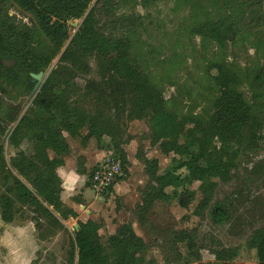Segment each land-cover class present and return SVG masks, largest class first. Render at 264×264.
I'll list each match as a JSON object with an SVG mask.
<instances>
[{
    "label": "trees",
    "instance_id": "1",
    "mask_svg": "<svg viewBox=\"0 0 264 264\" xmlns=\"http://www.w3.org/2000/svg\"><path fill=\"white\" fill-rule=\"evenodd\" d=\"M7 2L30 15L32 24L17 22L10 16ZM116 9L113 0H0V60L15 62L11 68L0 65L1 78L14 85L22 81L26 91L32 92L36 83L31 75L46 71L59 57L36 94L33 108L10 135L14 148L19 147V138H28L33 148L30 155L19 153L10 163L11 169L3 179L9 185L0 194V220L14 223L15 203L34 208L35 213L46 216L60 229L63 226L56 216L62 221L75 220L77 215L60 200L62 183L56 174L63 165L62 158L69 154L64 134L81 138L82 145L93 139L99 146L108 139L106 148L120 162L125 176L128 160L123 148L132 140L121 124L125 118L146 120L150 146L163 156L174 154L180 158L164 174H158L157 160L143 159L148 183L141 193L139 220L153 203L168 201L184 185L199 182L208 186L203 189L204 197L195 214L200 217L208 210L212 224H228L230 216L225 205H211L216 185L210 180L229 182L240 152L257 148L264 120V67L242 72L224 58L210 62L206 67L213 92L210 110L200 116H180L168 110L160 88L134 57L138 18L118 16ZM228 10L237 12L240 23L251 30L264 25L261 0H228ZM78 19L82 23L72 35L67 22ZM193 30L202 42L217 48H223L229 35L235 38L236 33L225 24L211 22L194 24ZM90 60L96 63L98 80L85 81L82 90L74 80L91 74ZM242 84L247 85L246 94L240 90ZM82 129H86L83 137ZM48 152L54 158L50 159ZM80 163L78 159L79 173ZM179 171L186 173L181 175ZM178 198L186 209L194 195L183 191ZM31 222L36 229L40 226L38 219L32 218ZM100 229L91 220L78 221L77 230L69 236L64 264H156L147 258V246L131 225L120 226L107 238L106 246L101 243ZM177 241L186 244L188 255L194 254L191 236L180 232ZM247 248L255 251L258 264H264V227L251 233ZM210 253L213 264H226L236 258L237 249L220 246Z\"/></svg>",
    "mask_w": 264,
    "mask_h": 264
},
{
    "label": "rangeland",
    "instance_id": "2",
    "mask_svg": "<svg viewBox=\"0 0 264 264\" xmlns=\"http://www.w3.org/2000/svg\"><path fill=\"white\" fill-rule=\"evenodd\" d=\"M113 1L117 4L118 16L138 18L140 26L133 36L134 57L141 64L143 71L160 88L167 100L168 110L180 116H200L210 110L213 92L206 74V67L210 62L224 58L227 63L242 72L264 67V25L258 30L243 26L238 13L228 10V0ZM261 1L264 11V0ZM6 9L17 22L32 24L31 16L10 2L6 3ZM204 22L225 24L236 31L235 38L229 35V40L223 48L202 42L199 36L193 34V27L194 24ZM81 23V19L67 22L72 35ZM58 58L52 61L46 71L36 75L33 79L36 86L32 92L26 91L22 81L14 85L0 76V194L9 185L4 184L3 179L11 169L13 158L19 153L28 156L33 148L28 138H19V147L14 148L9 141L10 135L20 119L33 108V100ZM89 64L91 74L88 77L78 76L74 80V84L82 90L85 81L98 80L96 63L90 60ZM240 90L246 94L247 85L242 84ZM121 124L126 130V135L132 138L131 143L127 145V160H130L127 175H122L118 181L128 204L124 206V199L112 192L99 197L102 198L101 201L94 195L96 202L99 201L98 205H95V213L105 215L111 212L107 214L110 215L107 220L113 219V226L131 225L135 234L147 246V258L154 260L156 264H213L215 261L210 250L220 246L237 249L236 258L226 264H258L255 251L247 248V241L254 230L264 227V120L258 133L257 148L254 151L240 152L235 161L236 167L230 173L229 182L224 184L217 179L210 180L216 185L211 193V205L222 203L229 211L230 222L225 225L212 224L208 210L200 217L195 214V209L204 197L203 189L208 186L199 182L184 185L168 201L153 203L140 221L138 207L141 203V193L148 183L143 159H157L158 174H164L170 170L173 161L180 158L174 154L163 156L156 147L150 146V129L146 120L123 118ZM81 133H86V129H82ZM71 140L81 142L78 137ZM104 141V147L108 146V140ZM179 141L183 143L184 137ZM11 172L16 175L13 170ZM178 173L184 175L186 172ZM183 191H190L194 195L193 201L186 209L181 207L178 198ZM13 208L15 223L30 221L31 217L38 219L40 234L45 237L58 230L60 235L55 241H49V252L46 256L41 254V258L49 260V264H64L69 250V233L62 232L47 220L46 216L35 213L34 208L22 207L17 203ZM112 213H115L117 218H113ZM101 217L95 219L103 228L99 231V236L101 243L106 246L108 233L112 230L110 222L106 221L104 216ZM66 225L71 231L73 222ZM107 226L109 227L106 228ZM180 232H185L193 238V255H188L185 243L177 241ZM196 256H199L198 261L195 260Z\"/></svg>",
    "mask_w": 264,
    "mask_h": 264
},
{
    "label": "crops",
    "instance_id": "3",
    "mask_svg": "<svg viewBox=\"0 0 264 264\" xmlns=\"http://www.w3.org/2000/svg\"><path fill=\"white\" fill-rule=\"evenodd\" d=\"M80 134L82 137L86 135V133L81 132ZM64 137L69 147V154L62 158L63 165L56 170V174L62 183L60 200L64 206L77 215V218L75 220L69 218L62 221L57 216L56 218L63 226L61 230L71 235L77 230L78 221L86 222L87 220H91L97 223L95 217L102 218L101 216H104L106 221L110 222L111 225L112 231L108 233V236H112L121 225L113 226V219H111V221L107 220L108 216H110L107 214L111 212L105 215L95 213V205H98L99 201L96 202L94 199L95 194L91 191L88 182L89 174L93 171L94 167L110 153V151L104 147L103 142H105V139L97 146L96 141L93 139H90L87 143L82 145L81 142L71 140L66 134H64ZM108 142L109 140L107 143ZM123 150L126 155H128L127 145L124 146ZM48 155L50 159L54 158L53 153L48 152ZM78 159L81 160V165H79L81 173L77 171ZM128 162L130 163V160H128ZM112 193L124 199V206L128 204V200L124 193H122L119 183L115 185ZM97 198L100 201L102 200V198ZM112 214L113 218H117L115 213ZM31 219L27 222H14L12 224H5L0 220V264H49V260L41 258V254L46 256L49 252L47 248L49 246V241H55L60 234L57 233L58 230H54L46 237L45 235H41L39 230L40 226L36 229ZM71 221L73 222V226L71 225L72 229L70 231L66 223ZM108 227L109 226L106 228ZM102 229L103 228H101L100 231Z\"/></svg>",
    "mask_w": 264,
    "mask_h": 264
},
{
    "label": "built area",
    "instance_id": "4",
    "mask_svg": "<svg viewBox=\"0 0 264 264\" xmlns=\"http://www.w3.org/2000/svg\"><path fill=\"white\" fill-rule=\"evenodd\" d=\"M122 176L121 164L112 153L102 159L93 169L88 179L91 191L97 197L107 196Z\"/></svg>",
    "mask_w": 264,
    "mask_h": 264
},
{
    "label": "water",
    "instance_id": "5",
    "mask_svg": "<svg viewBox=\"0 0 264 264\" xmlns=\"http://www.w3.org/2000/svg\"><path fill=\"white\" fill-rule=\"evenodd\" d=\"M13 64H15L14 61H1L0 60V65H2L3 67H7L9 68L10 66H12ZM37 76L36 75H31L32 79H35ZM36 86V85H35ZM35 88V87H34ZM11 149H14L13 147H11Z\"/></svg>",
    "mask_w": 264,
    "mask_h": 264
}]
</instances>
